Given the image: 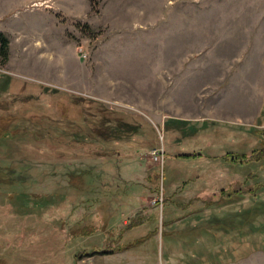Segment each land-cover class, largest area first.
<instances>
[{
  "label": "rangeland",
  "instance_id": "rangeland-1",
  "mask_svg": "<svg viewBox=\"0 0 264 264\" xmlns=\"http://www.w3.org/2000/svg\"><path fill=\"white\" fill-rule=\"evenodd\" d=\"M0 34V132L14 117L0 165L31 177L0 187L6 264H264V191L247 193L264 163L220 160L264 136V0H0ZM154 169L163 197L148 190ZM221 190L237 198L195 201ZM166 197L202 211L163 229ZM153 213L159 231L141 247L90 254ZM91 221L105 228L68 237Z\"/></svg>",
  "mask_w": 264,
  "mask_h": 264
},
{
  "label": "trees",
  "instance_id": "trees-1",
  "mask_svg": "<svg viewBox=\"0 0 264 264\" xmlns=\"http://www.w3.org/2000/svg\"><path fill=\"white\" fill-rule=\"evenodd\" d=\"M7 47H8V41L7 39L0 34V52L3 54V56L6 58L7 54ZM8 119V124H6L2 131L0 132V140L5 139L7 137H10V128H9V123L14 120V117H6ZM11 135V134H10ZM260 142L259 146L252 150L248 154H234V153H226L223 156L220 157V160L230 163L232 165H248L251 163H264V136L262 133L260 134ZM199 157L198 155L195 154H182V155H177L174 158L180 159V160H191ZM166 159V156L163 155V160ZM15 164H20V163H10L6 166L0 165V187H15V186H23L25 183L30 182L31 177L28 174L29 168L25 165L21 166H15ZM16 170H19L18 176L15 175ZM164 179L163 172L160 173L158 169H154L152 172H150L146 176V182L148 183V190L154 194L159 195V190L160 186L162 187L161 194L163 197V183L161 185L162 180ZM2 185V186H1ZM258 191H264V184L258 183L254 184L252 188L247 190V193L250 195H256ZM25 191L22 189L21 191H11L8 193L9 198H14L16 195H21L24 194ZM26 194V193H25ZM237 195L238 193H234L233 191H224L221 190L219 195H218V200H206L203 199L202 197H195V201L201 202L203 204L202 209H207V208H213L217 206H221V201L223 200L225 203L229 202L230 200H234L237 197H233L234 195ZM254 198V197H253ZM192 201H189L187 203H180L172 200L171 198H163V202L161 203V227L164 229L168 227L170 224L174 223L176 220L179 218H186L191 215L200 213L202 209L198 210H193L192 209ZM261 208L263 207V203L261 205ZM258 207H254L253 210L248 209L244 212V214H248V217H254L256 211H261L262 209ZM176 210L178 211V214H181V217H172L170 214L171 210ZM192 209V210H191ZM239 215V213H236ZM242 214V213H241ZM145 222H148L150 225H154V227L149 231L145 236L134 239L130 242L123 243L122 242V235L124 232H128L131 230H134L140 226H142ZM159 214L158 213H153L151 214L146 221L142 217H137L136 219H133L132 222L128 225H126L125 229L123 231H119V233H115L114 231H108V236L110 237V240L114 241V246L108 245L105 247V249H101L99 247H93L90 254H107L110 252H122L125 250H132V249H137L141 247L147 240L152 239L159 231ZM105 228V223L104 225L98 226L95 224V222H81V223H76L73 227H70L68 230V237L72 240L76 239H87L91 236H93L95 233L103 230ZM162 237H167L169 236V232L162 231ZM87 256V253H80L77 258L80 256ZM0 264H6L5 259L0 258Z\"/></svg>",
  "mask_w": 264,
  "mask_h": 264
},
{
  "label": "built area",
  "instance_id": "built-area-1",
  "mask_svg": "<svg viewBox=\"0 0 264 264\" xmlns=\"http://www.w3.org/2000/svg\"><path fill=\"white\" fill-rule=\"evenodd\" d=\"M154 156H156V153H153ZM159 155V154H158ZM157 159V158H156Z\"/></svg>",
  "mask_w": 264,
  "mask_h": 264
}]
</instances>
